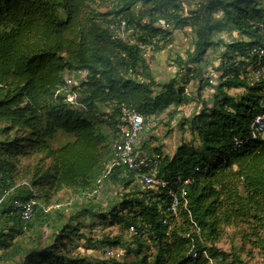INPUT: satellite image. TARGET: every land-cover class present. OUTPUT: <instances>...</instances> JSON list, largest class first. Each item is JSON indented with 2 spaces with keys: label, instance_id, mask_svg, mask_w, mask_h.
<instances>
[{
  "label": "trees",
  "instance_id": "1",
  "mask_svg": "<svg viewBox=\"0 0 264 264\" xmlns=\"http://www.w3.org/2000/svg\"><path fill=\"white\" fill-rule=\"evenodd\" d=\"M101 2L0 0V180L6 188H14L21 159L33 158L32 164L22 167L25 181L0 204V264H209L203 253L214 262L219 258L224 262V253L215 248L222 224L243 220L257 224L258 232L264 233V139L230 153L233 140L245 139L251 121L264 111V82L251 85L240 74V59L264 37V2L205 0L188 16L182 14L184 0H115L107 13H99ZM149 5L152 8L135 13L136 8ZM116 19L166 44L171 34L166 27L190 29L192 50L175 61L180 71L192 76L210 51L220 50L219 76L212 84L205 80L215 90L209 104L203 103L198 113L184 119L199 145L180 143L171 156L157 146L148 154L159 156V177L176 191L178 179L199 170L187 188L189 213L180 208L177 215H161L158 204L165 209L169 203L165 193L164 203L146 202L137 189L125 193L120 203L109 205L108 216L126 232L134 227L147 238L133 237L134 245L126 253L121 236L106 237L100 246L124 253L118 259L104 252V259L90 261L62 248L83 228L79 218L91 209L80 205L83 209L64 225L59 223L60 204L53 213L45 207L66 189L82 195L97 186L112 160L124 110L155 118L189 103L185 88L178 86L181 72L157 81L138 47L110 28L117 25ZM226 31H234L237 37L225 41L221 36ZM79 71L86 73L84 80L68 92L67 78ZM203 89L201 85L199 92ZM231 90L240 93L230 95ZM67 95H75L74 103L67 101ZM101 105H111V112L101 111ZM58 134L73 140L53 148ZM104 181L118 183L126 191L132 173L117 169ZM13 199L35 201L29 221L10 214ZM53 214V242H43L40 228ZM96 219L107 222L106 214ZM190 220L200 230L198 235L191 234ZM29 231L36 233L31 239L24 236ZM91 242L84 238V244ZM144 242L152 245V254L143 253ZM191 249L200 254L197 259L189 254ZM129 254L132 260L126 261Z\"/></svg>",
  "mask_w": 264,
  "mask_h": 264
},
{
  "label": "rangeland",
  "instance_id": "2",
  "mask_svg": "<svg viewBox=\"0 0 264 264\" xmlns=\"http://www.w3.org/2000/svg\"><path fill=\"white\" fill-rule=\"evenodd\" d=\"M200 1L205 0H184L181 6L183 9L182 14L188 16L189 11L198 10V3ZM113 2H115V0H104L103 3H99L101 7L98 10L99 13H107L111 9ZM149 8H152V5L138 7L135 9V13L139 14ZM144 21H148V19ZM102 25L104 27L106 26L104 23H102ZM110 28L114 29L116 35L120 37L118 34L119 29L115 24L110 25ZM166 28L171 31V34L167 38L168 43L166 44L165 40L162 38L154 40L148 44V51L145 54V59L148 61L154 77L160 82L174 78L177 73L181 72L180 67L175 61L178 57L185 59L187 53L192 50V43L194 42V35L190 29L175 31L171 26ZM235 37H237V35L234 31L230 33L226 31L225 34L221 36L225 41H230L231 38ZM124 40L128 41L126 38ZM221 51L224 50L221 49ZM209 54L212 56H206L204 64L197 66L192 76L185 75L181 72L178 77V86H183L185 88V94L189 99V103L180 108L171 107L165 113L153 118L150 123H154L155 128H146L143 133H141L139 141L137 142L139 151L151 155L154 153L152 149L159 146L166 155L171 156L180 143H192L195 147L199 145L197 137L190 133L187 125H185L186 122L184 119L198 113L202 109L203 103L209 104L208 101L212 95H215V90L206 85L205 75L210 73L212 78L213 76H215V78L219 76L217 68L220 64V50L215 52L210 51ZM207 65L209 67H207ZM201 85L204 86V89L202 92H199V87ZM70 90L71 87H68L67 91L69 92ZM227 93L230 95H237L240 91L231 90L227 91ZM111 108V105L100 106L101 111L107 114L111 112ZM105 131H109L107 126L105 127ZM72 140L73 139L69 136L58 134L52 141L51 146L53 148H58ZM32 163L33 158L21 159V164L18 167L20 172L13 178L14 188H17L25 181L23 179L24 174L22 172V167ZM97 186L91 192L82 195H76L73 191L66 189L51 199L49 206L45 207L46 210H50V213H53L54 210L52 209L56 208L55 205L57 203L60 204L61 216L59 217V223L62 222L64 225L70 223V218L79 213V211L83 209L82 206L91 209L88 216H81V218H79V220L84 223L83 228H80L79 232L72 234L70 241L65 240L63 242L64 248H62L64 252L72 256H85L90 261L104 259V252L106 254L115 253L114 256H118V253H124L122 249L117 250V248H109L105 245L100 246L98 243H102L101 241L106 237L111 239L121 236L125 241L124 243L126 246L124 249L126 253L128 249L130 251V248L134 245V238L125 230L121 229L119 225L110 220L108 213L110 206L120 203L119 200L122 195L128 192H136V189L129 187L124 191L122 186L118 183L113 181H102L99 192L94 193V191L98 189ZM14 188L12 189L14 190ZM3 189L4 187L0 185V198L2 197ZM12 189L9 195L13 192ZM6 198L7 196H5V199ZM101 213L107 216V222L105 224L100 223V221L96 219V215ZM55 219L54 214L51 218H45L44 225L40 228L39 232L43 242H53L51 232ZM257 227V224H252V222L245 223L243 220H236L228 225L222 224L219 228V237L215 243V248L219 252L224 253V262H220L219 258L217 262L211 260L209 264H239L234 260L233 252L241 259V264H264V248L262 247L264 233L258 232ZM35 234L36 233L29 231L25 232L24 236L31 239ZM80 234H82L84 238L90 239L92 244H84V238H80ZM260 238H262V240H260ZM142 239L145 240L144 238ZM143 244V253L147 255L152 254V245L145 242ZM126 256V261L132 260V254Z\"/></svg>",
  "mask_w": 264,
  "mask_h": 264
},
{
  "label": "built area",
  "instance_id": "3",
  "mask_svg": "<svg viewBox=\"0 0 264 264\" xmlns=\"http://www.w3.org/2000/svg\"><path fill=\"white\" fill-rule=\"evenodd\" d=\"M143 23H146V21H143ZM158 25L161 26L162 23H157L156 26ZM116 26L119 29L118 34L120 35V38L123 41H125L124 39L126 38L128 41L125 42L129 45L137 46L145 58V54L148 51V44L152 42V40L147 35L139 34L135 27L128 26L124 20H118ZM139 37L140 39H138ZM240 61L243 62V64L240 65V74L245 77L251 85L264 82V37L258 44L251 47L248 51V56L241 58ZM207 67L209 66L207 65ZM85 76L86 74L84 71L72 74L67 78L68 87H71V89H77L79 84L84 80ZM210 77V73L205 75V79L212 84L216 80ZM75 98V95L74 97L73 95H67V101L69 103H74ZM152 119L153 118L139 115L133 111H123V117L118 125L119 138L112 145V160L106 166L102 179L98 181V189L94 191V193L99 192V189L102 186V181H104V179L113 171L123 169L132 173V182L130 187L140 191L146 202L164 203L161 197L163 193L166 194L169 199V203L166 204V208L163 209L160 204H158L161 215H166L168 213L171 215H177L180 208L188 212L187 188L193 183L195 180L194 174L198 173L199 170L195 169L193 175L189 178L184 180L178 179L177 191L171 188L167 181L162 180L159 177V166L161 161L159 156H149L146 152H141L137 148V142L139 141V137L141 133H143L144 129L155 128V124L150 123ZM260 139H264V111L256 115L251 121L248 128V135L245 139L233 140V148L230 153L249 142L258 141ZM0 185L4 187L2 197L0 198V204H2L5 196L9 195L10 189L6 188L1 180ZM35 205L36 203L33 200L22 202L18 199H13L9 204L10 214L25 223L31 219ZM162 222L163 224H167L166 218H164ZM190 224L192 231L191 234L198 235L200 230L198 229L196 223L190 220ZM127 233L132 237L146 238V234H144L143 231L134 227H130ZM191 234H188L187 237L190 238L191 243H193ZM192 249L189 254L193 259H197L200 254L193 252ZM114 254L115 253H107V255H111L118 259L120 258V253H118V256H114ZM203 255L208 262H211L205 253H203Z\"/></svg>",
  "mask_w": 264,
  "mask_h": 264
},
{
  "label": "crops",
  "instance_id": "4",
  "mask_svg": "<svg viewBox=\"0 0 264 264\" xmlns=\"http://www.w3.org/2000/svg\"><path fill=\"white\" fill-rule=\"evenodd\" d=\"M207 56H208V57H211L212 55L210 56V54L208 53ZM213 78L216 80L218 77L215 78V76H213ZM175 149H176V148H175ZM162 150H163V149H162Z\"/></svg>",
  "mask_w": 264,
  "mask_h": 264
}]
</instances>
